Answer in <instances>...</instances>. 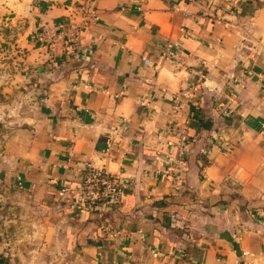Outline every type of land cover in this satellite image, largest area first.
<instances>
[{"label":"crops","instance_id":"1","mask_svg":"<svg viewBox=\"0 0 264 264\" xmlns=\"http://www.w3.org/2000/svg\"><path fill=\"white\" fill-rule=\"evenodd\" d=\"M83 1L0 0L13 221L67 264H264V0H88L66 44ZM88 163L124 184L96 215L76 207Z\"/></svg>","mask_w":264,"mask_h":264},{"label":"built area","instance_id":"2","mask_svg":"<svg viewBox=\"0 0 264 264\" xmlns=\"http://www.w3.org/2000/svg\"><path fill=\"white\" fill-rule=\"evenodd\" d=\"M97 20L98 14L90 6L88 0H84L78 9L77 18L59 24L53 31V35L62 39L66 44H76L80 33L94 26ZM172 47L177 49L176 45ZM176 49L174 53H177ZM86 171L76 207L86 211L110 209L119 201L124 184L119 178L108 174L104 168H96L90 163L87 164Z\"/></svg>","mask_w":264,"mask_h":264},{"label":"rangeland","instance_id":"3","mask_svg":"<svg viewBox=\"0 0 264 264\" xmlns=\"http://www.w3.org/2000/svg\"><path fill=\"white\" fill-rule=\"evenodd\" d=\"M7 205L4 197H0V257H10V264H67L61 257L45 254L48 245L44 234L46 229L42 225L35 227L28 214H21L26 222H14V211L9 210ZM38 217L46 223L52 220V216L45 212H40ZM24 229L26 233L23 232ZM20 240H25L26 243ZM0 264L6 263L0 261Z\"/></svg>","mask_w":264,"mask_h":264},{"label":"trees","instance_id":"4","mask_svg":"<svg viewBox=\"0 0 264 264\" xmlns=\"http://www.w3.org/2000/svg\"><path fill=\"white\" fill-rule=\"evenodd\" d=\"M87 172V171H86ZM86 176V175H85ZM85 176H84V178H85ZM84 178H83V180H84ZM83 180H82V182H83ZM83 184V183H82ZM82 184H81V186H82ZM80 191H81V187H80ZM96 203H99V202H96ZM115 205V204H114ZM113 205V206H114ZM111 209V208H110ZM110 209H108V210H110ZM89 212H91V214L92 215H96V214H99L100 212H102V211H100V210H98V209H91Z\"/></svg>","mask_w":264,"mask_h":264}]
</instances>
